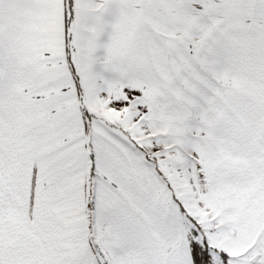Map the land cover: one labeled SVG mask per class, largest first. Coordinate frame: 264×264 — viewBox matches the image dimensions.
<instances>
[{
	"label": "snow or ice",
	"instance_id": "1",
	"mask_svg": "<svg viewBox=\"0 0 264 264\" xmlns=\"http://www.w3.org/2000/svg\"><path fill=\"white\" fill-rule=\"evenodd\" d=\"M0 264H264V0H0Z\"/></svg>",
	"mask_w": 264,
	"mask_h": 264
}]
</instances>
